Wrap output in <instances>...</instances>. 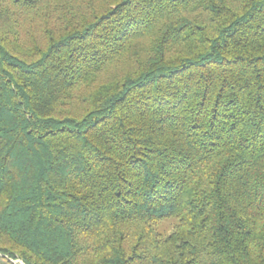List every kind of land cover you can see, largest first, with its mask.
<instances>
[{"label":"trees","instance_id":"trees-1","mask_svg":"<svg viewBox=\"0 0 264 264\" xmlns=\"http://www.w3.org/2000/svg\"><path fill=\"white\" fill-rule=\"evenodd\" d=\"M16 260L264 264V0H0Z\"/></svg>","mask_w":264,"mask_h":264},{"label":"rangeland","instance_id":"rangeland-1","mask_svg":"<svg viewBox=\"0 0 264 264\" xmlns=\"http://www.w3.org/2000/svg\"><path fill=\"white\" fill-rule=\"evenodd\" d=\"M175 225L176 224L174 221H166V222L162 223L159 226V228L163 232L170 233L174 230ZM0 264H8V263H6L5 261H0ZM12 264H24V263L21 260H16V261H12Z\"/></svg>","mask_w":264,"mask_h":264}]
</instances>
